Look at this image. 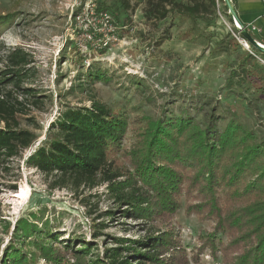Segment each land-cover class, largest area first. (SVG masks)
<instances>
[{
    "label": "rangeland",
    "instance_id": "rangeland-1",
    "mask_svg": "<svg viewBox=\"0 0 264 264\" xmlns=\"http://www.w3.org/2000/svg\"><path fill=\"white\" fill-rule=\"evenodd\" d=\"M96 1L0 0V16H13L0 32V71L8 66V55L22 49L30 56L28 68L35 73L22 88L35 89L42 102L35 105L34 98L13 86L0 85V97L12 90L22 104L23 112L18 113L21 128L37 136L21 156L0 162V264L21 219L40 227L49 221L61 240L74 235L77 249L81 241L86 242L101 259L107 249L122 247L117 239L135 240L147 234L149 225L144 221L122 214L127 207L117 203L102 175L95 186L68 180L67 188L53 189L57 175L47 176L26 163L66 106L100 103L126 122L120 151L112 156L113 172L134 171V150L142 146L141 140L145 143L149 124L165 117H190L203 128L219 133L228 130L233 150L260 144L258 158L264 161V94L244 80L242 73L253 66L246 54L254 53L242 44L224 3L218 4L214 14L199 19L172 14L155 22L144 17L146 0H130V8L122 0H105L111 18L108 24L104 17L93 15ZM232 3L239 13V2ZM260 9L262 22L264 0H260ZM242 22L255 28L256 41L264 45L263 23L254 26L243 17ZM256 59L253 69L264 74L262 58L256 55ZM90 70L100 71L105 80L93 82ZM232 70L238 74L229 82ZM187 199L194 203L193 198L182 196L181 209L164 229L177 233L192 258L202 238L213 234L215 221L188 216ZM229 240L228 235H218L216 245ZM60 248V243L53 245V249ZM28 249L34 250L32 246L24 250ZM239 252L233 249L231 254ZM217 256L214 261L207 249L199 264H224L222 253ZM64 257V263H73L69 254ZM37 264L46 263L39 258Z\"/></svg>",
    "mask_w": 264,
    "mask_h": 264
},
{
    "label": "trees",
    "instance_id": "trees-1",
    "mask_svg": "<svg viewBox=\"0 0 264 264\" xmlns=\"http://www.w3.org/2000/svg\"><path fill=\"white\" fill-rule=\"evenodd\" d=\"M122 1L126 8L131 7L130 0ZM104 3L105 0L94 2L93 15L108 14ZM219 3L224 2L146 0L143 12L146 20L155 22L164 21L172 14L199 19L214 14ZM12 17L0 16V32L13 21ZM235 43L238 47L236 40ZM247 44L254 54H246V60L253 66L250 70L243 69V79L264 94V74L253 69L256 55L264 62V52ZM106 50L101 49V53ZM7 59L8 66L0 71V85L13 86L34 98L35 105H42L35 89L22 88L23 83L35 76L28 68L30 56L22 49H15ZM89 72L93 82L105 80L100 71ZM237 74V70H232L228 81ZM21 107L12 90L0 97V123L4 125L0 128V162L21 156L37 140L34 132L20 126ZM125 134L126 122L100 103L90 107L66 106L26 163L47 176L57 175L59 179L53 189L67 188L68 180L95 186L102 175L111 185L117 203L127 207L122 214L149 225L146 236L117 239L122 247L107 249L101 259L94 256L86 242L81 241V248L77 249L74 235L61 240L49 221L40 227L29 219H21L4 252L3 264H37L39 258L46 264H71L64 263L66 254L70 255L72 264H199L200 255L207 249L214 261L222 253L224 264H264V161L258 158L260 144L233 150L228 130L219 133L213 128H203L190 117L160 118L149 124L145 143L141 140L142 146L134 150V171L121 174L112 171L111 160L120 151ZM184 195L194 199L193 204L187 199L188 216L197 214L215 221L213 234L202 238L201 248L192 258L186 254L177 233L164 229L181 209ZM218 235H228L229 242L217 246ZM57 243L62 248L53 249ZM29 246L34 250L25 251ZM233 249L240 252L232 255ZM92 255L93 260L88 261Z\"/></svg>",
    "mask_w": 264,
    "mask_h": 264
},
{
    "label": "crops",
    "instance_id": "crops-1",
    "mask_svg": "<svg viewBox=\"0 0 264 264\" xmlns=\"http://www.w3.org/2000/svg\"><path fill=\"white\" fill-rule=\"evenodd\" d=\"M239 3V10L240 12L237 13L239 16L240 21L242 22V17L245 18V20L249 24H253L256 26L260 23V25H264V18H261L262 22H259V16H260V0H236ZM243 23V22H242ZM250 28V27H249ZM257 29V28H256ZM264 29V26H263ZM255 34V33H254ZM264 43V40L262 41Z\"/></svg>",
    "mask_w": 264,
    "mask_h": 264
},
{
    "label": "water",
    "instance_id": "water-1",
    "mask_svg": "<svg viewBox=\"0 0 264 264\" xmlns=\"http://www.w3.org/2000/svg\"><path fill=\"white\" fill-rule=\"evenodd\" d=\"M225 6L227 7L229 14L231 16V19L234 21L235 23V28L237 29V31L241 34V36L243 37V40L246 43L251 44L253 47H255L256 49H258L261 52H264V47H262L260 45V43H258L253 37L252 34L247 30L246 26L242 25V22L239 19V16L233 6L232 0H223ZM240 24L241 28L238 29L236 24ZM248 45V44H247Z\"/></svg>",
    "mask_w": 264,
    "mask_h": 264
},
{
    "label": "built area",
    "instance_id": "built-area-1",
    "mask_svg": "<svg viewBox=\"0 0 264 264\" xmlns=\"http://www.w3.org/2000/svg\"><path fill=\"white\" fill-rule=\"evenodd\" d=\"M105 18V20L104 21H108V20H110L111 18H110V16H108V15H103L102 16V18ZM111 21V20H110ZM110 21H108V24L110 23ZM247 28V30L250 32V33H254V31H255V28L253 27V28H249V27H246ZM240 36H241V34H240ZM241 42H242V44H244V45H246L247 47H248V45H247V43L244 41V40H241Z\"/></svg>",
    "mask_w": 264,
    "mask_h": 264
},
{
    "label": "bare ground",
    "instance_id": "bare-ground-1",
    "mask_svg": "<svg viewBox=\"0 0 264 264\" xmlns=\"http://www.w3.org/2000/svg\"><path fill=\"white\" fill-rule=\"evenodd\" d=\"M236 25H237V28H238V29H240V28H241L240 24H238V23H237ZM234 27H235V26H234ZM260 45H261L262 47H264V45H263V44H261V43H260ZM245 46H246V45H245ZM21 196H23V194H20V197H21Z\"/></svg>",
    "mask_w": 264,
    "mask_h": 264
}]
</instances>
